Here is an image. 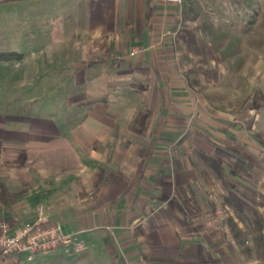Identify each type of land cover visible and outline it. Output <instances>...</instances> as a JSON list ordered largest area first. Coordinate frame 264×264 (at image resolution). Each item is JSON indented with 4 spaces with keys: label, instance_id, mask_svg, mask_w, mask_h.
Segmentation results:
<instances>
[{
    "label": "crops",
    "instance_id": "crops-1",
    "mask_svg": "<svg viewBox=\"0 0 264 264\" xmlns=\"http://www.w3.org/2000/svg\"><path fill=\"white\" fill-rule=\"evenodd\" d=\"M187 1H70L79 119L69 137L8 142L42 201L28 220L42 205L84 237L79 252L54 251L58 264H264V145L238 141L220 108L190 95L172 44ZM190 120L214 141L184 139Z\"/></svg>",
    "mask_w": 264,
    "mask_h": 264
},
{
    "label": "rangeland",
    "instance_id": "rangeland-1",
    "mask_svg": "<svg viewBox=\"0 0 264 264\" xmlns=\"http://www.w3.org/2000/svg\"><path fill=\"white\" fill-rule=\"evenodd\" d=\"M70 1L11 0L0 6V51L21 55L0 62V156L10 151L7 159L0 158V220L17 225L42 201L29 191L35 182L27 183L34 177L23 172L27 161L19 156L20 145L8 142L23 140L32 129H60L63 138L69 137V123L79 119L68 118L77 111L70 106L75 98L74 61L80 58L67 35ZM180 15L183 23L179 33H173L172 44L190 95H202L208 106L220 108L226 127L245 133L238 141L264 145V0H188ZM154 122L158 126L162 120ZM193 128L190 120L189 134L183 137L190 144L214 141V135L197 136ZM174 140L181 142L179 136ZM58 253L15 264H58ZM76 258L62 264H73Z\"/></svg>",
    "mask_w": 264,
    "mask_h": 264
},
{
    "label": "built area",
    "instance_id": "built-area-1",
    "mask_svg": "<svg viewBox=\"0 0 264 264\" xmlns=\"http://www.w3.org/2000/svg\"><path fill=\"white\" fill-rule=\"evenodd\" d=\"M135 51L131 53L134 55ZM78 233L65 234L60 225L53 223L40 205L32 219L17 225L7 220L0 221V264L29 261L43 253H51L61 247L82 249Z\"/></svg>",
    "mask_w": 264,
    "mask_h": 264
},
{
    "label": "trees",
    "instance_id": "trees-1",
    "mask_svg": "<svg viewBox=\"0 0 264 264\" xmlns=\"http://www.w3.org/2000/svg\"><path fill=\"white\" fill-rule=\"evenodd\" d=\"M21 59V55L16 52H2L0 51V62L1 61H11ZM0 194L3 195V192L0 191Z\"/></svg>",
    "mask_w": 264,
    "mask_h": 264
}]
</instances>
